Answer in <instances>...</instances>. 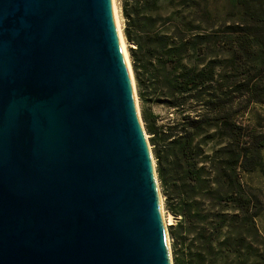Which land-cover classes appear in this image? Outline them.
Instances as JSON below:
<instances>
[{
	"label": "water",
	"instance_id": "95a60500",
	"mask_svg": "<svg viewBox=\"0 0 264 264\" xmlns=\"http://www.w3.org/2000/svg\"><path fill=\"white\" fill-rule=\"evenodd\" d=\"M111 0H0V264H171Z\"/></svg>",
	"mask_w": 264,
	"mask_h": 264
},
{
	"label": "trees",
	"instance_id": "16d2710c",
	"mask_svg": "<svg viewBox=\"0 0 264 264\" xmlns=\"http://www.w3.org/2000/svg\"><path fill=\"white\" fill-rule=\"evenodd\" d=\"M229 2L240 13L234 21L220 20L214 0H121L141 120L177 221L173 264H264L244 183L264 173V132L237 121L251 103L264 104V0ZM258 47L260 81L255 65L237 62ZM223 52L231 53L228 77ZM157 102L174 111L164 128L145 107Z\"/></svg>",
	"mask_w": 264,
	"mask_h": 264
},
{
	"label": "rangeland",
	"instance_id": "374dc122",
	"mask_svg": "<svg viewBox=\"0 0 264 264\" xmlns=\"http://www.w3.org/2000/svg\"><path fill=\"white\" fill-rule=\"evenodd\" d=\"M215 2V7L217 9L218 16L221 21H226L227 19H231L232 21L236 20V18H239L238 15L240 14L237 9H234L232 5L230 4L229 0H214ZM114 8L116 12V17L119 23V27L121 30V34L123 36V28H124V21L121 15V0H114ZM258 10V8H256ZM227 25V24H226ZM220 34L221 38H225L228 34L225 33L223 28L220 29ZM124 39V36H123ZM125 45L127 48V52L130 49V45L127 44L125 41ZM239 56V55H238ZM243 55L239 56L241 59L240 61L235 60V62L244 63V62H249L252 65H255L257 67V71L260 73V76L258 77L259 81L263 80V74L262 70L260 69V65L262 62L261 54H260V49L259 47L255 50V54L253 57L249 58H243ZM128 60L130 63V58H129V53H128ZM230 61H231V53H225L223 52L221 54V68L220 72L222 76H230L231 72H233L232 68H230ZM131 66V64H130ZM132 70V68H131ZM224 72H226L224 74ZM132 82L134 86V98H135V105L137 108L138 116L140 118V123L142 125V129L144 131V135L147 136V142L148 146L150 147V152L152 155V159L154 161V169H155V160L153 156V148L150 144V139L151 136L146 133L143 122L141 120L140 116V103L137 98L136 94V89H135V84H134V77H133V72H132ZM234 94V93H233ZM145 107L150 108L152 113L157 116L156 120V126L158 127H166L168 123H170L174 119V111L172 108L168 106L167 103L165 102H157V103H151L145 105ZM239 107H241L239 105ZM239 123L249 126L251 128H254V130L257 131H262L264 132V104H257V103H251L248 106V109L246 110V113L244 115H241L238 120ZM157 180V178H156ZM244 183L246 185V188L248 190V194L251 197L252 201V212L257 214V217L255 218V226L258 231L259 238L262 241V246L261 250L264 251V173L260 172H254L244 178ZM158 184V181H157ZM158 190L160 194V201H161V208L164 213V216L167 218L168 217V211L164 207V197L161 193L160 186L158 184ZM170 214V213H169ZM176 220L173 217L172 218V223L167 227V236L169 240V252H170V260L171 264H173V251H172V245L174 243V240L170 234V232L174 229V226L176 225Z\"/></svg>",
	"mask_w": 264,
	"mask_h": 264
},
{
	"label": "bare ground",
	"instance_id": "6f19581e",
	"mask_svg": "<svg viewBox=\"0 0 264 264\" xmlns=\"http://www.w3.org/2000/svg\"><path fill=\"white\" fill-rule=\"evenodd\" d=\"M111 7H112V11H113V15H114V19H115V23H116V27H117V31H118V35H119V39H120L123 55H124V58H125V61H126V65H127L128 71H129L130 79H131V82H132V70H131V66H130L129 60H128L127 48H126L123 36L121 34V30H120V27H119L120 25H119L117 17H116V12H115V8H114V0H111ZM132 88H133V92H134L133 82H132ZM134 102H135V98H134ZM135 107H136V105H135ZM136 111H137V108H136ZM137 114H138V112H137ZM144 137H145V139L147 141V136L144 135ZM160 204H161V201H160ZM160 212H161V217H162V221H163V225H164V230H165V233H166V243H167V247H168V250H169V240H168V236H167V227L169 225H171L173 216L168 213V217L166 218L164 216V213L162 211L161 206H160Z\"/></svg>",
	"mask_w": 264,
	"mask_h": 264
},
{
	"label": "built area",
	"instance_id": "2783aa9c",
	"mask_svg": "<svg viewBox=\"0 0 264 264\" xmlns=\"http://www.w3.org/2000/svg\"><path fill=\"white\" fill-rule=\"evenodd\" d=\"M150 148V147H149Z\"/></svg>",
	"mask_w": 264,
	"mask_h": 264
}]
</instances>
